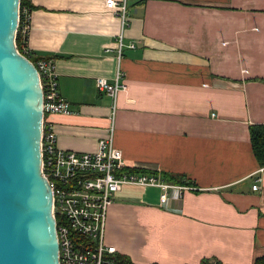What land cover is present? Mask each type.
Returning a JSON list of instances; mask_svg holds the SVG:
<instances>
[{
    "label": "crops",
    "instance_id": "1",
    "mask_svg": "<svg viewBox=\"0 0 264 264\" xmlns=\"http://www.w3.org/2000/svg\"><path fill=\"white\" fill-rule=\"evenodd\" d=\"M105 1L31 0L27 47L52 60L69 103L52 117L57 145L96 150L113 101L94 80L113 83L119 68L114 146L129 170L187 188L177 200L171 189L165 209L159 189L124 186L105 243L132 264H253L264 255V167L248 127L264 124V0H127L119 60L120 20Z\"/></svg>",
    "mask_w": 264,
    "mask_h": 264
},
{
    "label": "built area",
    "instance_id": "2",
    "mask_svg": "<svg viewBox=\"0 0 264 264\" xmlns=\"http://www.w3.org/2000/svg\"><path fill=\"white\" fill-rule=\"evenodd\" d=\"M24 1L32 3L31 0ZM105 7L120 20L119 60L124 47L123 32L128 25L127 0H106ZM21 14V27L18 23L17 32L22 52H18L28 59L31 52L26 39L30 12L23 8ZM128 48H135V44L129 43ZM33 65L42 90L41 175L52 191L59 264H114L116 249L105 243L104 234L108 209L117 193L127 185L154 187L160 191L159 205L168 209L169 191H178L177 200L180 192L187 188L168 184L155 174L132 172L124 163L122 151L114 146L116 99L119 92L126 89V85L120 83L123 73L119 68L113 83L102 77L94 80L97 91L112 99V114L107 133L98 139L96 150L81 153L57 145L52 117L69 114V103L59 93L58 75L52 60L39 59ZM259 182L258 177L251 187L253 191L259 190Z\"/></svg>",
    "mask_w": 264,
    "mask_h": 264
},
{
    "label": "water",
    "instance_id": "3",
    "mask_svg": "<svg viewBox=\"0 0 264 264\" xmlns=\"http://www.w3.org/2000/svg\"><path fill=\"white\" fill-rule=\"evenodd\" d=\"M19 0H0V264H59L52 191L41 175L42 90L15 45Z\"/></svg>",
    "mask_w": 264,
    "mask_h": 264
},
{
    "label": "trees",
    "instance_id": "4",
    "mask_svg": "<svg viewBox=\"0 0 264 264\" xmlns=\"http://www.w3.org/2000/svg\"><path fill=\"white\" fill-rule=\"evenodd\" d=\"M26 8L29 12L32 11V3L25 2L24 0L19 1V28L21 27V20H22V9ZM18 28V31H19ZM19 33L17 32L16 38H15V45L19 52L21 51V45L22 42L20 41ZM29 61L35 63L39 59H45V58H39V57H33L32 54L28 56ZM249 131V138H250V144H251V150L253 152V155L258 163V166L260 168L264 167V124H254L250 125L248 127ZM134 173H143L138 171H132ZM164 180L173 183V184H183L182 177L176 176V175H169L164 174L163 175ZM114 264H132L129 259H127L125 256L122 255H115L114 256ZM199 264H221L219 261L215 259H202ZM253 264H264V255L261 257H257L253 260Z\"/></svg>",
    "mask_w": 264,
    "mask_h": 264
}]
</instances>
